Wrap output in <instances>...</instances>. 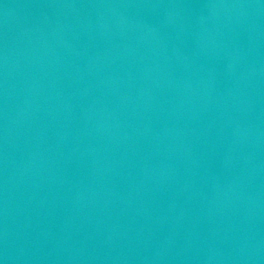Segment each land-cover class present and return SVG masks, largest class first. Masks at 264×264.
<instances>
[{
    "label": "water",
    "instance_id": "95a60500",
    "mask_svg": "<svg viewBox=\"0 0 264 264\" xmlns=\"http://www.w3.org/2000/svg\"><path fill=\"white\" fill-rule=\"evenodd\" d=\"M0 264H264V0H0Z\"/></svg>",
    "mask_w": 264,
    "mask_h": 264
}]
</instances>
